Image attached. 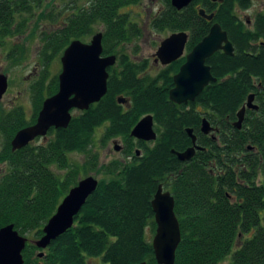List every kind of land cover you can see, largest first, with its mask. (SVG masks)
Listing matches in <instances>:
<instances>
[{
	"label": "trees",
	"instance_id": "1",
	"mask_svg": "<svg viewBox=\"0 0 264 264\" xmlns=\"http://www.w3.org/2000/svg\"><path fill=\"white\" fill-rule=\"evenodd\" d=\"M142 1L60 0L58 9L48 0H0V45L25 36L31 25L36 24L34 34L45 20L58 23L42 33L43 72L32 86L33 117L28 119L22 108L0 114L5 139L0 151V229L14 225L21 236L33 235L23 252L25 264H157L147 231L155 235L152 201L161 185L175 199L181 228L175 264H264V46L259 43L264 42V17L249 31L235 19L241 0H193L183 11L165 0L150 21L153 30L188 33L190 53L219 24L235 50L233 56L217 52L211 57L207 65L217 82L195 102L179 106L170 101L169 92L186 59L153 75L149 61H136L135 54L127 52L142 30L123 9ZM201 9L215 14L214 20L203 19ZM100 32L103 56L117 58L108 70L106 96L88 111L73 114L67 129H52L46 139L13 152L15 135L34 125L44 101L58 93V76L45 86L49 65L73 41L86 43ZM250 95H255L259 109L247 110L237 130L233 124ZM120 98L128 104H119ZM148 115L158 136L151 146L131 137ZM204 119L214 129L208 136L201 133ZM99 128L102 147L123 141L126 161L99 167V155L93 153ZM188 129L204 150L190 162H180L175 153L193 147ZM135 149L143 150L140 158ZM74 154L85 156L81 168L71 163ZM92 172L106 178L99 180L74 226L46 250L38 249L34 242L43 237L63 199L81 175ZM40 253L44 257L39 258Z\"/></svg>",
	"mask_w": 264,
	"mask_h": 264
},
{
	"label": "water",
	"instance_id": "2",
	"mask_svg": "<svg viewBox=\"0 0 264 264\" xmlns=\"http://www.w3.org/2000/svg\"><path fill=\"white\" fill-rule=\"evenodd\" d=\"M221 2V0H211ZM193 0H171L172 7L183 11L192 4ZM200 16L208 22L214 20L215 15L206 14L200 10ZM189 34L185 32L173 33L161 42L154 55L155 63L163 67L185 57L178 74L174 76V88L169 92V99L176 105L195 102L196 98L211 83L217 82L213 77L207 61L217 52L228 56L234 55V47L229 41L228 34L219 24L212 26L209 34L196 45L190 53H186ZM103 33L92 36L89 43L80 40L73 41L65 50L61 58V73L58 77L59 90L52 97L47 98L38 114L36 123L20 130L11 142L13 152L22 150L39 138H47L52 129H67L73 118V111L85 112L91 106L99 103L108 92V70L115 66V56H103ZM9 89V79L0 74V103ZM119 104L127 105L128 100L120 98ZM255 95H250L246 105L237 114V121L233 127L241 130L247 110L258 111ZM154 118L148 115L134 127L131 137L143 142L157 140ZM214 132L210 123L204 119L201 126L203 135ZM187 134L192 140L193 147L183 153H175L180 162H190L197 151L204 149L196 143L193 130ZM115 150L119 151L117 143ZM251 149V148H250ZM99 181L94 177L80 180L78 185L70 190L63 199L55 215L43 229V237L35 241V246L46 250L50 244L65 234L74 226L75 217L80 213L88 199L97 190ZM152 208L156 223V232L152 241L157 264H175L176 253L181 244L182 235L179 220L175 214V199L163 186H159L152 201ZM30 240L21 236L14 225L0 229V264H25L23 252ZM44 257L40 253L39 258ZM146 264V263H141Z\"/></svg>",
	"mask_w": 264,
	"mask_h": 264
},
{
	"label": "rangeland",
	"instance_id": "3",
	"mask_svg": "<svg viewBox=\"0 0 264 264\" xmlns=\"http://www.w3.org/2000/svg\"><path fill=\"white\" fill-rule=\"evenodd\" d=\"M53 1L55 6L59 9L61 3L60 0H48V2ZM164 6L165 0H143L138 5H133L123 9V12L130 15L133 22L138 24L142 30V36L140 39L128 46L127 52L132 55L135 54L134 59L136 61H149V71L153 75H157L163 68L160 64L155 63L154 55L157 53L161 42L169 38L172 34L169 31H155L150 26V21L152 18L158 12L162 11ZM44 9H47V12H49L47 6ZM35 26L36 24L31 25L30 32L25 36H13L11 38L5 39L3 41L4 44L0 45V74L7 76L9 79L8 92L0 103V114L2 112H8L17 108H22L28 119L34 115L35 104L32 86L38 80H40V76L43 72L42 60L40 58L44 43L42 39V33L53 31L55 27L58 26V23L54 24L49 19L45 20L44 22L40 23L38 30L33 34L32 30ZM99 30L101 29L99 28ZM91 38L86 43H89ZM62 56L63 53L49 65L48 70L51 75L47 79L48 81H46L45 86L49 85L50 79L52 77L60 75L62 69ZM12 58L20 59V61L14 62ZM74 114H78V112L76 111ZM102 133V128H99L96 131L97 142L95 143V147L93 149V153H98L99 155V167L122 158L121 153H118L114 150L113 142L115 140L111 141L109 145L105 147H102L99 144ZM116 141L120 143L119 140ZM4 144L5 139L3 135L0 134V151L3 149ZM85 160V156L82 155L74 154L71 156V163L75 166H78L79 168H81L86 163ZM55 172H57L59 175L65 174V171L60 172L57 170ZM91 176L98 181L106 178L104 175H96L95 172H92L88 177ZM85 178L87 177L81 175L79 181ZM26 237L29 240L34 241L33 235H27ZM147 238L151 241L153 240L154 235L152 234L151 230L147 231Z\"/></svg>",
	"mask_w": 264,
	"mask_h": 264
},
{
	"label": "flooded vegetation",
	"instance_id": "4",
	"mask_svg": "<svg viewBox=\"0 0 264 264\" xmlns=\"http://www.w3.org/2000/svg\"><path fill=\"white\" fill-rule=\"evenodd\" d=\"M223 1L224 0H221V2L218 1L216 3H222ZM234 14H235V19L237 20L239 25H242L243 27H245L249 31H254L255 25L257 24V20L260 17H264V0H241V2H238V4L236 5V9H235ZM259 43L262 46H264L263 41H260ZM186 52H187V50H186ZM183 58H185V57H183ZM154 61H156L155 58H154ZM39 139L41 140V139H46V138H39ZM39 139H37V140H39ZM37 140H35L34 142H36ZM116 140H119L120 143H118ZM135 141L143 142V141H139L137 139H135ZM154 142H144V143L151 146V144ZM115 143H117L118 145L120 144L119 145V147H120L119 151L115 150V145H114ZM113 145H114V150L118 153H121V155H122V158L120 160L126 161V158L123 154L124 150H125V144L123 143V141L121 139H115V141L113 142ZM134 151H135V156L137 158H140L144 153L143 150H141V149H135ZM128 160H132V158H129Z\"/></svg>",
	"mask_w": 264,
	"mask_h": 264
}]
</instances>
